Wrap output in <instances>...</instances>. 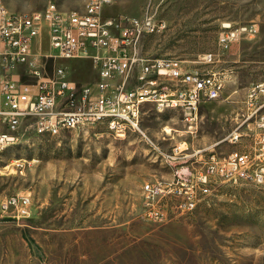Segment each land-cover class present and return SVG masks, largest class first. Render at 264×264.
<instances>
[{"label":"rangeland","instance_id":"rangeland-1","mask_svg":"<svg viewBox=\"0 0 264 264\" xmlns=\"http://www.w3.org/2000/svg\"><path fill=\"white\" fill-rule=\"evenodd\" d=\"M1 1L21 13L52 2L64 12L83 11L87 3ZM147 7L166 27L142 40L146 57L177 58L187 69L228 75L221 98L205 101L193 126L181 110L160 112L148 104L143 128L165 149L186 142L223 155L240 148L225 137L238 123L249 87L264 80V0H117L104 12L140 16ZM248 24L255 33L240 35L231 48L219 45L222 30ZM36 46L50 51L46 30ZM208 52L222 61L204 63ZM45 64L47 74L64 66L78 83L99 79L87 58H46ZM20 133L0 149V195H30L32 213L0 218V264H264V185L213 184L193 212L157 222L145 216L142 188L171 168L137 132L119 136L97 123L51 135Z\"/></svg>","mask_w":264,"mask_h":264},{"label":"built area","instance_id":"built-area-1","mask_svg":"<svg viewBox=\"0 0 264 264\" xmlns=\"http://www.w3.org/2000/svg\"><path fill=\"white\" fill-rule=\"evenodd\" d=\"M116 1L87 0L83 11L71 12L52 2L30 13L6 10L0 2V145L21 138L23 128L51 135L59 133L60 126L77 129L76 121L92 125L105 116L104 124L118 128L119 136L132 131L151 140L171 168L170 178L148 180L142 188L145 216L157 222L193 212L213 184L264 185V80L249 87L238 123L225 137L240 148L223 155L190 148L186 142L163 148L142 126L146 105L177 103L182 120L193 126L204 102L221 98L228 73L187 69L177 58L146 57L142 40L163 30L165 20L149 7L140 16L104 12ZM45 30L51 51L40 54L36 39ZM255 32L250 24L227 28L218 43L231 48L240 35ZM46 58L90 59L99 79L94 85L75 82L57 64L47 74ZM202 61L222 60L208 52ZM19 67L23 72H17ZM31 213L30 195H0V218Z\"/></svg>","mask_w":264,"mask_h":264},{"label":"bare ground","instance_id":"bare-ground-1","mask_svg":"<svg viewBox=\"0 0 264 264\" xmlns=\"http://www.w3.org/2000/svg\"><path fill=\"white\" fill-rule=\"evenodd\" d=\"M0 2L2 3V7L3 8H6V10H9L8 7L4 4V2H2L1 0H0ZM69 12H71V11H69ZM156 108L160 112H162V111H164L166 109L181 110V108H179L177 106V103H162L159 106H157ZM98 123H105V116H98ZM89 125H91V121H76V128H82V127H86V126H89ZM64 127H67V126H60L59 127V131L62 128H64ZM109 129L114 131V132H116V134L118 135V128H109ZM168 130L171 131V129H168ZM51 134H55V133H51ZM18 139L19 138L9 140L8 142H4L3 144L0 145V149L6 147L7 145H10V144H13V143L17 142ZM146 140L152 146V148L158 152V149L153 147V142L151 140H149V139H146Z\"/></svg>","mask_w":264,"mask_h":264},{"label":"crops","instance_id":"crops-1","mask_svg":"<svg viewBox=\"0 0 264 264\" xmlns=\"http://www.w3.org/2000/svg\"><path fill=\"white\" fill-rule=\"evenodd\" d=\"M35 51H36L37 53H40V54H44V53L47 54L48 52L51 51V49H50V51H48V52H44V53H42V49L38 48V47L36 46V44H35ZM23 70H24V67H19L18 70H17V72H23ZM16 75L18 76V74H16ZM182 171H183V172H187V171H188L187 166H184V167L182 168ZM171 175H172V172H169V173L167 174V176L160 177V178H170Z\"/></svg>","mask_w":264,"mask_h":264}]
</instances>
